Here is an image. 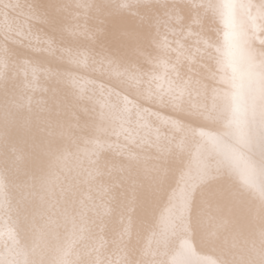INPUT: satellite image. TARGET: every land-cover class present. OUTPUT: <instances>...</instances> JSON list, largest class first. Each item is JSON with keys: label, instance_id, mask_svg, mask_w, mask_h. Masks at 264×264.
<instances>
[{"label": "snow or ice", "instance_id": "6c2138e0", "mask_svg": "<svg viewBox=\"0 0 264 264\" xmlns=\"http://www.w3.org/2000/svg\"><path fill=\"white\" fill-rule=\"evenodd\" d=\"M0 264H264V0H0Z\"/></svg>", "mask_w": 264, "mask_h": 264}]
</instances>
